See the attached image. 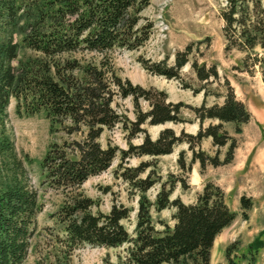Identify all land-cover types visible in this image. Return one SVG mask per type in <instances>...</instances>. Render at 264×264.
I'll return each mask as SVG.
<instances>
[{
	"label": "trees",
	"instance_id": "1",
	"mask_svg": "<svg viewBox=\"0 0 264 264\" xmlns=\"http://www.w3.org/2000/svg\"><path fill=\"white\" fill-rule=\"evenodd\" d=\"M151 0H0V264H23L32 247L37 217L42 210L39 192L30 185L25 160L9 135L8 108L16 101L18 111L29 115L45 113L51 123L54 140L42 159L43 184L60 192L63 201L55 212L62 237L56 236L59 249L50 264H72L73 252L84 244L107 248L126 246L122 264H211L216 237L236 217L225 199L223 189L207 182L195 200L185 203L171 194L180 176L162 181L156 158L168 154L183 142L191 151L179 153V164L189 171L194 162L201 168L218 167L234 159L236 133L251 120L245 103L238 99L233 86L225 80L223 94L211 88L220 75L216 64L200 63L191 58L193 44L176 53L174 63L167 59L152 61L140 58L150 73L183 81L181 71L190 65L200 87L183 83L205 97L222 96V103L199 107L168 100L164 90L145 88L122 78L112 54L118 49L136 50L150 38L153 24L143 11ZM225 50L242 53L243 70L259 71L264 81V0H226L221 9ZM25 50L30 54L21 57ZM130 99L135 119H130L118 100ZM147 104L144 108L142 103ZM190 109L198 118L196 134L173 128L163 129L153 139L145 126L184 121L183 110ZM206 119L218 122L204 127ZM121 127L128 147L122 148L107 139L106 130ZM143 135L140 144L132 140ZM205 138L217 147L209 154L201 148ZM132 156H149L137 166H127ZM116 158L121 162L117 177L139 194L137 221L133 233L123 221L131 208L113 203L110 211H94L99 204L88 196L83 185L105 172ZM161 188L151 201L147 192L156 183ZM242 215L247 218L253 202L240 198ZM174 207L173 224L157 229L151 209ZM262 247L251 252L253 255ZM230 257V247L227 249ZM103 264L114 263L105 259Z\"/></svg>",
	"mask_w": 264,
	"mask_h": 264
},
{
	"label": "rangeland",
	"instance_id": "2",
	"mask_svg": "<svg viewBox=\"0 0 264 264\" xmlns=\"http://www.w3.org/2000/svg\"><path fill=\"white\" fill-rule=\"evenodd\" d=\"M225 2L226 0H151L150 5L143 11L145 20L153 24L150 38L139 49H118L112 57L122 78H128L134 84L145 88L164 90L169 101H181L194 107L201 106L205 100L208 105L222 103V96L205 97V91L194 92L192 88L183 86L182 82L192 84L193 87L202 85L189 64L182 68L183 81H180L150 73L140 61V58L152 61L167 59L168 64L172 65L176 53L193 44L191 58H197L200 63L205 62L207 65H217L220 79L214 81L211 88L223 94L226 79L233 86L237 98L245 103L251 113V120L243 125L240 133L235 132L233 124H226L227 130L236 138L238 144L233 161L218 167L209 165L204 169L197 161L189 171H184L178 161L179 153L185 150L189 162L191 151L188 144L183 142L176 145L171 153L156 158L157 171L163 182L170 175L182 178L176 183L171 199L180 198L185 203H191L207 182L219 185L225 192L226 202L236 212V217L216 237L211 252V264H249L251 252L261 245L253 254L255 261L251 264H264V81L259 71L250 73L243 70L242 53L225 50L223 19L220 15ZM25 54L30 52L23 50L21 57ZM118 102L129 118L135 119L132 101L120 99ZM142 105L147 108L145 102ZM183 117L182 122L148 124L145 127L153 139L165 128H173L177 134L182 131L196 134L200 129L198 118L187 108L183 110ZM217 122L206 119L203 126ZM8 127L9 135L27 165L30 185L38 190L42 204L32 247L23 264H50L54 260V253L60 248L56 243V236L62 237L63 234L54 217L63 197L60 192L43 184L45 174L41 162L55 135L51 133V123L45 113L29 115L23 109L18 111L15 100H12L8 108ZM108 138L122 148L128 147L121 127L106 130L100 139L103 145ZM142 138L143 135L136 136L132 143L140 144ZM201 148L209 154L219 151L221 158L226 150V147L215 146L211 138H205ZM149 159V156H132L128 158L126 165L137 166L141 161ZM120 162V158H116L109 169L89 178L82 188L98 202L95 212L101 210L108 213L113 203H122L131 208V216L123 224L133 233L137 221L139 194L116 176L115 170ZM2 174L5 175L1 173L0 179ZM160 188L161 182H158L149 189L147 196L151 201L155 200ZM244 195L253 202L247 218L242 215L240 204V198ZM174 212V207L162 210L152 207L151 216L155 227L161 230L165 224L172 225ZM126 246L107 248L84 244L73 252L72 264H103L105 259L122 264ZM228 247L230 257L226 253Z\"/></svg>",
	"mask_w": 264,
	"mask_h": 264
}]
</instances>
